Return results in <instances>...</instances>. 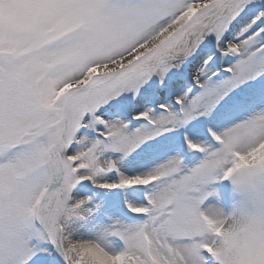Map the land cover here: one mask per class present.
Wrapping results in <instances>:
<instances>
[{"label":"snow or ice","instance_id":"snow-or-ice-1","mask_svg":"<svg viewBox=\"0 0 264 264\" xmlns=\"http://www.w3.org/2000/svg\"><path fill=\"white\" fill-rule=\"evenodd\" d=\"M0 264H264V0H0Z\"/></svg>","mask_w":264,"mask_h":264}]
</instances>
